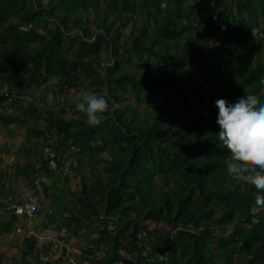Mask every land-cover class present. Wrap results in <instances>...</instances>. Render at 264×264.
I'll return each mask as SVG.
<instances>
[{
  "label": "trees",
  "instance_id": "16d2710c",
  "mask_svg": "<svg viewBox=\"0 0 264 264\" xmlns=\"http://www.w3.org/2000/svg\"><path fill=\"white\" fill-rule=\"evenodd\" d=\"M261 77L264 0H0V127L29 140L16 175L0 158V234L29 220L13 177L52 200L35 215L50 239L23 225L12 264L73 237L90 264H264V204L227 172L215 104L264 102ZM79 86L108 100L101 125L47 103ZM74 163L76 193L60 185Z\"/></svg>",
  "mask_w": 264,
  "mask_h": 264
},
{
  "label": "rangeland",
  "instance_id": "374dc122",
  "mask_svg": "<svg viewBox=\"0 0 264 264\" xmlns=\"http://www.w3.org/2000/svg\"><path fill=\"white\" fill-rule=\"evenodd\" d=\"M46 87H43L42 89H38L37 95H40L42 97L41 90H43ZM83 91H90V89L86 87L79 86L77 88H67L64 87L60 89L59 87H54V89H50L47 94V103L52 107L54 111H59L62 108H65L67 111L66 117L70 118L74 116V118L78 117V114L75 113V110L71 108L70 104L61 103L66 97H68V103L69 101H77V97L83 92ZM29 145L28 137L26 136V133L24 130H13L8 131L0 127V158L3 160V171L12 172L14 175L18 173L19 170L22 169L23 166L26 164V155H25V149ZM59 146V145H58ZM62 150V148H59ZM54 150V149H53ZM71 160L68 159L65 161V165L70 166ZM79 167L78 163L73 164V168H69V170L64 171L63 173L65 175H62L63 178L61 179L60 185H68V188L72 192H78L80 190V180L75 175L79 174ZM88 173V171H87ZM85 172V174H87ZM14 179L11 180L12 184V191H15L16 196L18 199H29L31 197H37L40 198V208L43 209V212L46 211L45 208L48 207V203L52 200H47L46 198H41V195H43L42 188H39L37 185L36 190L33 188V185L30 183V178L21 176L13 177ZM81 178V177H80ZM26 201V200H25ZM1 221V218H0ZM43 222V216L32 218L31 220H24L22 218V221H19L15 229L16 232L13 230L9 234H0V255H2V262L0 264H12L11 260L14 257V260L19 263L23 260V250L26 249L25 244H23L21 247L20 241H22V238L25 237L23 235L22 237L18 236L17 234L20 233L18 229L25 225L27 228H31L38 232V230L35 229L36 226H40ZM51 231V230H49ZM47 232L44 230L39 229V232H41V236L44 235H51V232ZM38 235V234H37ZM36 235H30L28 234L27 237ZM41 240L38 241V243ZM67 241V240H66ZM65 243V242H64ZM68 243V242H67ZM69 249L68 252H64L61 248L63 245H57L51 246L49 249H44V247H35L33 255H27L26 260L27 262L25 264H37L36 263V257H39L41 261L44 262V264H90L91 261L88 260L87 257L83 256L81 254V251L78 249V245L81 243L77 238L73 237L71 241H69ZM84 244V243H83ZM214 248V246L212 247ZM69 254L68 258L66 254ZM70 257V258H69Z\"/></svg>",
  "mask_w": 264,
  "mask_h": 264
},
{
  "label": "clouds",
  "instance_id": "9594fccd",
  "mask_svg": "<svg viewBox=\"0 0 264 264\" xmlns=\"http://www.w3.org/2000/svg\"><path fill=\"white\" fill-rule=\"evenodd\" d=\"M258 28L251 29L255 38ZM259 83L264 85V77ZM218 137L229 152L226 165L229 176L255 188L258 204H264V102L256 94L245 91L233 104L218 99ZM78 112L85 114L86 123L97 127L107 118L108 100L93 91H83L75 105Z\"/></svg>",
  "mask_w": 264,
  "mask_h": 264
},
{
  "label": "built area",
  "instance_id": "2783aa9c",
  "mask_svg": "<svg viewBox=\"0 0 264 264\" xmlns=\"http://www.w3.org/2000/svg\"><path fill=\"white\" fill-rule=\"evenodd\" d=\"M46 152L48 153V149H46ZM50 161H49V165H50V169L57 171V165L56 162L53 161V155L51 154L50 156H48ZM26 200V201H25ZM23 200L21 203H14L12 204L9 209L13 210L15 215L19 216V217H27L29 220H31L32 218L35 217L37 211H38V207H39V203L37 202V199L35 197H31L29 199H25ZM42 229H40L41 231ZM18 231H21L20 228L18 229ZM48 232V231H47ZM27 235H36V237L39 240H44V239H50V235H44L41 236V232H37L31 228H27L26 231ZM38 234V235H37ZM62 245V244H61Z\"/></svg>",
  "mask_w": 264,
  "mask_h": 264
}]
</instances>
